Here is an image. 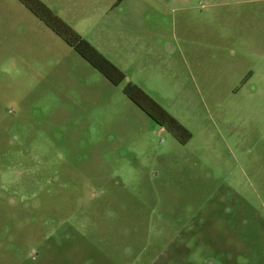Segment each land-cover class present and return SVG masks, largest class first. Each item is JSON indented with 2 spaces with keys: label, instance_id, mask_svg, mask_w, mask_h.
Masks as SVG:
<instances>
[{
  "label": "rangeland",
  "instance_id": "1",
  "mask_svg": "<svg viewBox=\"0 0 264 264\" xmlns=\"http://www.w3.org/2000/svg\"><path fill=\"white\" fill-rule=\"evenodd\" d=\"M40 1L126 78L0 0V264H264V0Z\"/></svg>",
  "mask_w": 264,
  "mask_h": 264
},
{
  "label": "trees",
  "instance_id": "2",
  "mask_svg": "<svg viewBox=\"0 0 264 264\" xmlns=\"http://www.w3.org/2000/svg\"><path fill=\"white\" fill-rule=\"evenodd\" d=\"M19 1L111 83L119 85L125 80V75L115 65L100 54L61 18L56 16L42 1ZM124 93L154 122L166 128L182 143H186L191 138L188 131L142 89L128 84L124 89Z\"/></svg>",
  "mask_w": 264,
  "mask_h": 264
}]
</instances>
